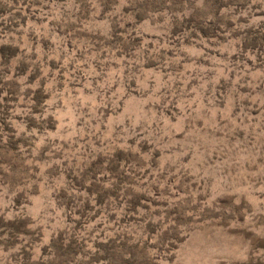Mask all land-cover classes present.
<instances>
[{"label": "rangeland", "instance_id": "rangeland-1", "mask_svg": "<svg viewBox=\"0 0 264 264\" xmlns=\"http://www.w3.org/2000/svg\"><path fill=\"white\" fill-rule=\"evenodd\" d=\"M0 264H264V0H0Z\"/></svg>", "mask_w": 264, "mask_h": 264}]
</instances>
